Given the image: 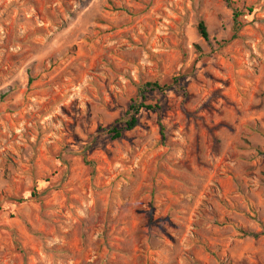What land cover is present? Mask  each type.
I'll use <instances>...</instances> for the list:
<instances>
[{
    "label": "rangeland",
    "instance_id": "374dc122",
    "mask_svg": "<svg viewBox=\"0 0 264 264\" xmlns=\"http://www.w3.org/2000/svg\"><path fill=\"white\" fill-rule=\"evenodd\" d=\"M231 1L237 32L225 0H0V264H264V0Z\"/></svg>",
    "mask_w": 264,
    "mask_h": 264
},
{
    "label": "trees",
    "instance_id": "16d2710c",
    "mask_svg": "<svg viewBox=\"0 0 264 264\" xmlns=\"http://www.w3.org/2000/svg\"><path fill=\"white\" fill-rule=\"evenodd\" d=\"M225 3L232 12V23L233 31L237 32L241 29V17L243 12L235 7V3L231 0H225ZM197 31L199 36L204 42L209 41V36L206 27L203 22H199L197 25ZM167 90L165 85L158 83L147 82L137 86V96L135 101L128 107L123 118L116 122L113 126L106 130V133L111 137L112 140H118L121 138L123 133L132 131L137 126L138 115L141 111H157V106L145 104L146 95L151 92L163 93ZM264 156V153L262 154Z\"/></svg>",
    "mask_w": 264,
    "mask_h": 264
}]
</instances>
